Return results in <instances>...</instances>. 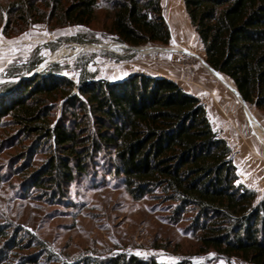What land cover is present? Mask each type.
<instances>
[{
	"label": "trees",
	"instance_id": "trees-1",
	"mask_svg": "<svg viewBox=\"0 0 264 264\" xmlns=\"http://www.w3.org/2000/svg\"><path fill=\"white\" fill-rule=\"evenodd\" d=\"M183 2L206 62L264 111V0ZM100 22L130 46L172 40L162 0H0V31L7 36L38 23L54 29ZM39 63L16 82L0 84V128L17 129L2 145L22 147L11 166L29 194L60 202L69 185L100 168L134 198L155 194L168 202L172 220L189 222L200 252L264 264V200L239 181L232 148L198 96L166 76L138 71L119 80L84 71L75 81L52 63L26 76ZM40 152L46 158L36 163ZM35 244L0 223V263ZM23 259L40 262L34 253ZM84 262L169 264L126 253Z\"/></svg>",
	"mask_w": 264,
	"mask_h": 264
},
{
	"label": "rangeland",
	"instance_id": "rangeland-1",
	"mask_svg": "<svg viewBox=\"0 0 264 264\" xmlns=\"http://www.w3.org/2000/svg\"><path fill=\"white\" fill-rule=\"evenodd\" d=\"M162 3L172 32L169 45L152 43L134 49L106 34L101 22L54 29L38 23L12 36L0 31V67L4 68L0 84L16 82L22 78L19 73L40 61L26 74L30 75L47 59L63 66V74L75 81L84 71L111 80L137 71L166 76L202 100L214 128L232 148L239 181L256 191L257 201L264 200V111L247 103L252 114L247 112L234 93L233 80L204 63L205 50L183 0ZM16 130L0 128V223L20 229L37 244L10 251V258L0 264H23L24 255L33 253L38 264H84L86 259L136 252L169 264V257H177L175 263L188 258L196 264H249L214 251L200 252L189 222L172 220L168 202L155 194L134 198L119 180L101 175L100 168L69 185L68 196L60 202L47 200L42 193L29 194L11 166L22 147L2 145ZM45 158L37 153L35 162Z\"/></svg>",
	"mask_w": 264,
	"mask_h": 264
},
{
	"label": "water",
	"instance_id": "water-1",
	"mask_svg": "<svg viewBox=\"0 0 264 264\" xmlns=\"http://www.w3.org/2000/svg\"><path fill=\"white\" fill-rule=\"evenodd\" d=\"M132 48H134V49H138V50H140L141 48H139L138 46H132ZM167 50H173L172 48H166ZM55 61H48V59L47 60H45V62H43L37 69H35L30 75H33V74H36V73H38V72H40V71H42L44 68H46L47 66H49L50 64H52V63H54ZM204 62H205V64L207 65V67L209 68V69H212V70H214V71H216L217 73H219V74H221L222 75V73L221 72H219V71H217V70H215L214 68H212L205 60H204ZM234 93L236 94V96L238 97V99L240 100V102L246 107L247 106V102L243 99V97H242V95L240 94V92L238 91V89L235 87V89H234Z\"/></svg>",
	"mask_w": 264,
	"mask_h": 264
},
{
	"label": "snow or ice",
	"instance_id": "snow-or-ice-1",
	"mask_svg": "<svg viewBox=\"0 0 264 264\" xmlns=\"http://www.w3.org/2000/svg\"><path fill=\"white\" fill-rule=\"evenodd\" d=\"M36 27H39V26H36ZM25 37H30V33H24L23 34ZM45 35H47V33H45ZM174 42V41H173ZM11 44H15L16 43V41H11L10 42ZM13 52H15V51H19V49L18 48H12L11 49ZM42 55H43V53H42ZM0 58H2V54H0ZM4 73V68L3 67H0V74H3ZM136 255L137 256H141V255H144L143 253H140V252H136ZM213 254L212 253H209V256H212ZM169 259V261L170 262H172V264H175V261L178 259L177 257H169L168 258ZM193 259H198V260H202L203 258H193Z\"/></svg>",
	"mask_w": 264,
	"mask_h": 264
},
{
	"label": "bare ground",
	"instance_id": "bare-ground-1",
	"mask_svg": "<svg viewBox=\"0 0 264 264\" xmlns=\"http://www.w3.org/2000/svg\"><path fill=\"white\" fill-rule=\"evenodd\" d=\"M204 63H205V62H204ZM210 70L213 71L214 73H217L216 71H214V70H212V69H210ZM245 108H246L247 112L251 113L250 110H249V108H248L247 106H246ZM251 114H252V113H251Z\"/></svg>",
	"mask_w": 264,
	"mask_h": 264
}]
</instances>
